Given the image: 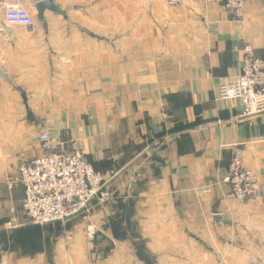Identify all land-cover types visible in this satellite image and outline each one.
Masks as SVG:
<instances>
[{
  "label": "crops",
  "instance_id": "crops-1",
  "mask_svg": "<svg viewBox=\"0 0 264 264\" xmlns=\"http://www.w3.org/2000/svg\"><path fill=\"white\" fill-rule=\"evenodd\" d=\"M19 1L30 29L7 27L0 0V264H264V114L217 100L245 45L264 56V0L240 19L203 2L51 0L43 21L41 0ZM41 132L109 179L88 221H26L18 166ZM235 152L261 186L243 202L222 182Z\"/></svg>",
  "mask_w": 264,
  "mask_h": 264
},
{
  "label": "built area",
  "instance_id": "built-area-1",
  "mask_svg": "<svg viewBox=\"0 0 264 264\" xmlns=\"http://www.w3.org/2000/svg\"><path fill=\"white\" fill-rule=\"evenodd\" d=\"M187 1L220 5L233 18L240 19L244 5L253 0H166V3L175 6ZM3 9L7 27H33V19L19 0H5ZM217 100H239L245 115L264 114V56L255 57L252 48L245 45L239 74L219 84ZM38 139L42 153L18 166L23 188L21 210L26 221L33 225L64 222L74 217L88 221L93 204L104 206L113 198L108 189L109 179L96 171L80 150H66L64 143L52 145L47 132H41ZM222 182L238 202L261 191L256 174L244 166L239 152L231 156ZM96 235L94 227L88 225L89 242Z\"/></svg>",
  "mask_w": 264,
  "mask_h": 264
},
{
  "label": "rangeland",
  "instance_id": "rangeland-1",
  "mask_svg": "<svg viewBox=\"0 0 264 264\" xmlns=\"http://www.w3.org/2000/svg\"><path fill=\"white\" fill-rule=\"evenodd\" d=\"M91 218H92V216H90ZM89 217V218H90ZM75 218V217H74ZM74 218H72V219H70V220H67V221H64V222H56V223H51V224H46V225H55V224H60V225H62V226H67L66 224L68 223V222H70L71 220H73ZM80 218V217H79ZM104 221V220H103ZM104 223V222H103ZM88 225H91V224H89L88 223ZM56 226V225H55ZM87 228V227H86ZM85 228V229H86ZM95 229V228H94ZM96 231V230H95ZM58 237L60 236V235H57ZM54 241V240H53ZM106 242H107V239H106V237H105V235H104V233L103 232H97V235H96V238H95V240L93 241V242H91V243H88L90 246H91V249H93V247L95 248V251H96V253H99L100 254V252H101V254L100 255H102L103 253H104V251H105V244H106ZM105 248V249H104ZM93 252H94V250H93ZM94 258L96 257L95 255L93 256ZM95 264H97V260L95 261Z\"/></svg>",
  "mask_w": 264,
  "mask_h": 264
},
{
  "label": "trees",
  "instance_id": "trees-1",
  "mask_svg": "<svg viewBox=\"0 0 264 264\" xmlns=\"http://www.w3.org/2000/svg\"><path fill=\"white\" fill-rule=\"evenodd\" d=\"M127 211H125V214L127 215ZM126 225L128 223V219L127 216L125 219L120 218L119 216H115L113 220H111V223L109 224V229L111 230L112 233V237L114 239H122V237L124 236V232L121 231V226ZM33 225V224H30ZM33 226H40V225H33ZM107 250L109 249L108 247L106 248ZM104 254V253H103Z\"/></svg>",
  "mask_w": 264,
  "mask_h": 264
},
{
  "label": "water",
  "instance_id": "water-1",
  "mask_svg": "<svg viewBox=\"0 0 264 264\" xmlns=\"http://www.w3.org/2000/svg\"><path fill=\"white\" fill-rule=\"evenodd\" d=\"M35 10H36V14H37V20L38 21H43V14L45 11H50L53 13H57V9L55 8V6L53 5L51 0H41L38 3H36L35 5ZM1 77H5V75H3L2 73H0ZM217 220V219H215Z\"/></svg>",
  "mask_w": 264,
  "mask_h": 264
}]
</instances>
